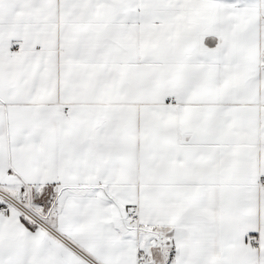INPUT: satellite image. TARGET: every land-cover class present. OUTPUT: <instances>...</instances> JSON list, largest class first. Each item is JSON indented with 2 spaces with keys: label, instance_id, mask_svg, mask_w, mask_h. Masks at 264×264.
Masks as SVG:
<instances>
[{
  "label": "snow or ice",
  "instance_id": "1",
  "mask_svg": "<svg viewBox=\"0 0 264 264\" xmlns=\"http://www.w3.org/2000/svg\"><path fill=\"white\" fill-rule=\"evenodd\" d=\"M0 264H264V0H0Z\"/></svg>",
  "mask_w": 264,
  "mask_h": 264
}]
</instances>
